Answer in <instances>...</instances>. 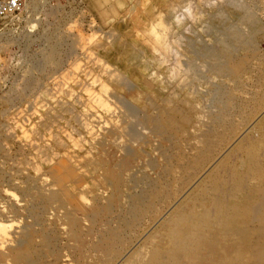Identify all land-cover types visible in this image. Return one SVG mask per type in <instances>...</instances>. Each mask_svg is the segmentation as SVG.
Returning <instances> with one entry per match:
<instances>
[{
	"label": "rangeland",
	"instance_id": "rangeland-1",
	"mask_svg": "<svg viewBox=\"0 0 264 264\" xmlns=\"http://www.w3.org/2000/svg\"><path fill=\"white\" fill-rule=\"evenodd\" d=\"M249 14L261 24L254 33ZM218 20L244 36L252 33L247 63L257 69L258 57H264V0H0V260L32 221L25 214L29 183L45 193L57 192L46 223L72 245L64 214L73 212L88 230L86 211L109 205L113 198L104 176L109 174L105 166L115 163L113 154L120 159L131 148L144 163L160 160L157 147L161 143L150 128L138 125L146 136L143 140L129 132L136 116L161 115L160 108L166 107L169 113L176 106L191 108L192 122L181 132V146L186 155L196 152L194 146L210 121L207 103L212 99V85L232 84L234 78L212 70L210 60L190 45L192 40L201 41ZM258 71L233 72L243 85L230 95L235 102L245 103L244 113L235 116L233 133L215 145L207 164L200 165L193 157L184 165L188 170L174 172L168 188L174 199L165 204L159 200L158 217L146 221L126 250L107 264H120L144 247L145 240L182 202L191 204L189 195L206 184L211 173L233 182L229 174L237 167L243 170L246 183L261 181L264 187V131L260 130L264 77L257 82ZM251 138L258 148L255 162L248 165L250 154L241 146ZM143 171L138 175L143 176ZM263 208L257 209L255 219L264 227ZM117 223L118 219L112 220ZM234 251L230 248L231 254ZM63 253L60 264H74V253L68 248ZM259 254L255 260L262 262ZM86 255L90 264H101ZM5 262L12 264L11 258Z\"/></svg>",
	"mask_w": 264,
	"mask_h": 264
},
{
	"label": "bare ground",
	"instance_id": "bare-ground-1",
	"mask_svg": "<svg viewBox=\"0 0 264 264\" xmlns=\"http://www.w3.org/2000/svg\"><path fill=\"white\" fill-rule=\"evenodd\" d=\"M246 11H248L247 8L244 9V13ZM215 15L217 14L215 13ZM249 15L251 16V14ZM255 17L253 15L248 19L252 33L261 28L260 21ZM233 30H229L223 21L218 20L210 25V32L208 29L201 41L192 40L190 43L200 56L210 60L212 70L219 71L223 77H228L231 74L234 77L232 84L219 82L214 83L211 89L209 88L212 99L207 103V116L210 121L205 124L206 130L199 139V144L194 146L196 152L186 155L183 151L185 146L184 148L181 146V132L185 124L192 122L191 108L176 106L170 109L171 113L173 112L171 114L166 107L160 108L161 115L146 113L141 117L136 116L129 132L143 140L146 136L143 137L139 132L138 125L150 128L161 143L157 147L161 156L160 160L156 159L155 161L152 158L144 163L142 157L134 155L131 148H128L127 153L120 159L113 154L115 163L113 164L112 160L105 166L109 169V174L104 176V183L111 188V198H113L109 200V205L101 208L98 206L96 209L91 207L92 210L86 211L85 217L91 223L88 230L84 228L81 220L73 212L64 214L65 221L69 226L67 227L69 228L68 239L75 242L72 245L69 242L64 243L58 229L49 227L46 223V213L52 203L57 201V192L45 193L29 183L24 193L29 200L25 214L31 217L32 221L23 228L22 235L16 239L14 245L9 247L8 253L1 255L0 264H5L8 258H11L12 264H60L64 248H68L76 256L73 258L74 264H90L87 252L94 260L100 261L101 264H107L109 259L113 258L114 260L122 251L126 250L139 228L143 227L146 221L158 217H156L160 205L158 201L161 200L162 202H160L165 204L174 199V192L168 189L172 185L171 177L174 172L177 173V169H187L184 165H189V161L193 157L198 159L200 165L205 164L206 159L212 156L215 145L219 142L224 143L233 133L236 128L235 116L245 111V103L235 102L230 95L235 93V90H240V85H243L239 78L238 81L235 79L233 72L241 70V72L252 73L253 70L259 69L257 82L264 77V57L257 56V69L247 63L248 53H250L248 50L253 47L252 33L249 36H244V32ZM131 111L135 112L133 108ZM260 130L264 131V125H260ZM252 139L247 140L241 146L242 149H247L250 154L248 165L252 164L257 155L258 144H255L256 140ZM190 141L192 142L191 139ZM122 151L124 152V150ZM136 162L137 165H135ZM241 162L243 164V161ZM237 163L239 162L237 161ZM113 166L116 170L114 168L112 170ZM239 166L244 167V165ZM146 167L150 168L151 172L143 171ZM194 168L196 169V167ZM142 171L145 174L138 175ZM152 173L155 176H152ZM214 173L209 175L208 181L206 179V184L202 183L200 188H195L189 195L188 201L192 200L190 205L182 202L179 205L180 209L173 213L171 218H166L159 229L145 240L144 247L136 251L137 253L133 252L134 254L129 255L120 264H264V227L263 225L259 226L255 219L258 216H256L257 209L264 206L263 183L261 181L246 183L243 178V170L237 167L232 168L229 174L233 177V182H230V178L227 182L226 178L220 176L218 172ZM128 182H131L132 185L128 186ZM162 186L164 187L162 188ZM96 204V202L93 204L94 208ZM13 210L11 209V211L17 212L15 208ZM117 219L118 223L112 224V220L117 222ZM232 247L235 251L231 254L230 248ZM258 254L262 256L260 259L262 262L255 260ZM79 255L82 256L79 257Z\"/></svg>",
	"mask_w": 264,
	"mask_h": 264
},
{
	"label": "built area",
	"instance_id": "built-area-1",
	"mask_svg": "<svg viewBox=\"0 0 264 264\" xmlns=\"http://www.w3.org/2000/svg\"><path fill=\"white\" fill-rule=\"evenodd\" d=\"M13 4L16 5L15 1H13Z\"/></svg>",
	"mask_w": 264,
	"mask_h": 264
}]
</instances>
